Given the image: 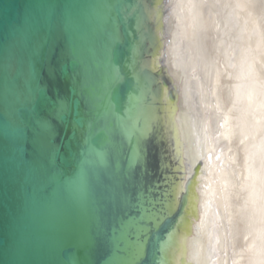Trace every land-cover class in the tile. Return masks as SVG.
Instances as JSON below:
<instances>
[{"label": "water", "instance_id": "95a60500", "mask_svg": "<svg viewBox=\"0 0 264 264\" xmlns=\"http://www.w3.org/2000/svg\"><path fill=\"white\" fill-rule=\"evenodd\" d=\"M167 4L0 0V264H169L188 189L155 124L178 100L153 69Z\"/></svg>", "mask_w": 264, "mask_h": 264}, {"label": "bare ground", "instance_id": "6f19581e", "mask_svg": "<svg viewBox=\"0 0 264 264\" xmlns=\"http://www.w3.org/2000/svg\"><path fill=\"white\" fill-rule=\"evenodd\" d=\"M162 27L178 100L155 124L188 189L169 264H264V0H168Z\"/></svg>", "mask_w": 264, "mask_h": 264}]
</instances>
